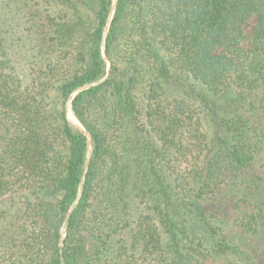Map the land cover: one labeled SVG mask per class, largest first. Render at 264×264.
Segmentation results:
<instances>
[{
	"label": "trees",
	"instance_id": "obj_1",
	"mask_svg": "<svg viewBox=\"0 0 264 264\" xmlns=\"http://www.w3.org/2000/svg\"><path fill=\"white\" fill-rule=\"evenodd\" d=\"M111 4L0 0V264H264V0H118L78 91Z\"/></svg>",
	"mask_w": 264,
	"mask_h": 264
},
{
	"label": "rangeland",
	"instance_id": "obj_2",
	"mask_svg": "<svg viewBox=\"0 0 264 264\" xmlns=\"http://www.w3.org/2000/svg\"><path fill=\"white\" fill-rule=\"evenodd\" d=\"M49 1L50 0H48L47 3H46V0H43V2H44V6L42 7L43 9H47V7L49 6ZM117 4H118V0H112L109 18H108L107 24L105 26L104 34H103L102 52H103L104 58L106 60V72H105V75L101 79H106L111 74L112 61H111L110 57L107 54V37H108L109 30H110L111 22L113 20V17L115 15V12H116ZM89 7H88V10L87 11H89V9H90ZM255 22H256V18L254 16L251 17L248 20V22H247V24L245 25V28H244V30H245V32L247 34L252 33L253 28H254V25H255ZM76 93H78V91H76L75 94ZM68 117H69V119L72 122H74L77 125V127L79 129H81L82 131H83V128L86 129L83 126V124L79 121V119L75 116L71 104L68 106ZM84 134H85V132H84ZM92 153H93V147H92V143H91L90 144V147L88 146V154L87 155L88 156L91 155V157H92ZM202 203L205 204L208 209H214V208H216V210L218 212H221V208H220L221 207V205H220L221 202L218 199L205 198L204 200H202ZM236 205H237L236 201L229 202L227 204V206L224 207V210L225 211L222 210V213L225 214L226 218H229L230 219V228L229 229L231 230V232H236V233H239L240 234L242 232V229L237 225V219H236V217L239 215V213L243 209L238 208ZM65 231H66V226H64L63 229H62L61 245H63V239L65 238V235H66V232Z\"/></svg>",
	"mask_w": 264,
	"mask_h": 264
},
{
	"label": "water",
	"instance_id": "obj_3",
	"mask_svg": "<svg viewBox=\"0 0 264 264\" xmlns=\"http://www.w3.org/2000/svg\"><path fill=\"white\" fill-rule=\"evenodd\" d=\"M102 80H103V79H100L98 82H95V83H92V84H86V85H83L81 88H79L78 91L83 90V89H86V88H88V87H90V86L96 85L97 83L101 82ZM72 99H73V96H72L71 100H72ZM71 100H70V101H71ZM83 131L85 132V134H86L87 137H88V140H89V141H88V146L90 147V144H91V135H90L89 132H88L86 129H84V128H83ZM90 159H91V155L88 156V161H87V165H86V171H87V169H88ZM86 171H85V173H86Z\"/></svg>",
	"mask_w": 264,
	"mask_h": 264
}]
</instances>
